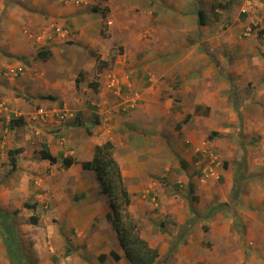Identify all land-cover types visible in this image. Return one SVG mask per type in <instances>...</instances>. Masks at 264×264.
<instances>
[{
  "label": "crops",
  "instance_id": "1",
  "mask_svg": "<svg viewBox=\"0 0 264 264\" xmlns=\"http://www.w3.org/2000/svg\"><path fill=\"white\" fill-rule=\"evenodd\" d=\"M80 1L83 2L79 4L76 1L75 3L62 2V0H0V72L4 70L5 66H23V64L27 66V59L34 57L35 49L40 43L35 38L34 40L28 37L25 34L26 32L24 33V29L26 30L28 27L31 29L32 26L40 29L41 26H45L44 24L52 23L51 21L56 19L59 22L58 24L71 31V41L87 47L88 50L98 49L99 53H102V55L98 52L95 53L96 62L98 57L108 60L109 55L105 51L110 50L115 43L123 48V52L116 59L113 69L111 71L107 70L109 71L107 78L106 73H104V77L99 80L101 84L97 83V89L102 88L99 95L96 97L95 91V97H93L94 93L92 95L95 101L99 98L103 100H100L98 104L107 103L102 107L105 121L110 119L114 121L109 124L103 121L101 124L100 120H95L97 123L93 121V125L85 126L87 132L81 127L83 122L75 127L63 122V124H60V133L65 135L62 136L63 139H58L62 147L54 145L57 150L50 148L51 152L57 158L61 155L64 157L70 155L75 162L69 167L61 164L63 169L61 173L58 172L57 179H55L56 177L53 179L48 177L46 180L50 181L49 185L44 184V179L43 188L32 185L30 177L32 169L35 168L34 158L41 160L40 165L45 167H55L54 164L58 163L56 161L52 164L43 159L41 151L40 156H36L35 153L33 154L32 151L27 150L29 148H19L16 169H13L10 160L7 164H3L2 160V162L0 161V175L6 170V174L1 175L0 179V210L2 212L6 214L10 207L15 206V209L18 208L20 215L31 216L33 212L28 210V204L25 203L27 194L34 197L33 207L37 208L38 216L40 215L39 212L42 211L41 207L46 204V206L51 207L46 210L47 215H52L53 218L55 217L60 223L66 224L69 228V230L63 229L62 232H59L58 228H54L49 224L47 219H44L42 223L43 214L38 220V225L27 222L22 226H14L9 217L8 220L15 228V235L23 252L24 263L29 264L27 263V260H29L33 264H101L100 261H103L102 255H105L106 259L104 261H111L110 254L112 251L119 254L120 259L118 261H123L126 255L120 245L115 228L112 229L111 234H109L110 229L107 227V234L98 232L93 234L92 237L87 235L90 234L93 221L101 223H106L108 220L112 221L113 210L108 195L103 192L102 186L97 180L95 171L84 168L83 163L93 160L97 145L111 140L115 146V158L121 166L124 182L130 193L132 188L138 189V183H142L141 187L143 188L145 177H148L151 170L157 174H167L170 180L179 179L181 181L186 175L183 170L178 176L172 173L169 175L167 172L170 167H166V164L174 156L172 148L177 149L185 156L188 155L183 144L184 138L192 140L196 146L202 145V142L196 136L208 127L211 128V126L216 125L214 130L219 133V139L212 142L215 149L220 155L229 157L230 155L238 156V152H243L242 158H244L245 163L241 167L238 163L233 166L231 162H227L224 163V167L221 166L220 169L216 170L213 168L208 176L203 177L202 183L205 185V193L214 200L208 202L206 212L203 214L204 222H209L207 226H204V230L215 239L224 236L229 237L232 235L231 230L236 221V225H239L241 230L244 229L247 240L252 244L249 248L251 255L248 260H245L247 257L245 250L239 249V252L237 251L241 254L239 260H234L230 256L229 259L220 257L218 261L227 262V264H264V107L258 105L261 96H263L262 102H264V84L261 92H252L254 88L249 87L248 83L241 82L247 75L248 78L254 76L252 70L247 68L245 71L240 72L232 69L222 74L214 69L213 76L216 82L212 87L211 94L206 93L205 99H202V97L197 99L194 96L195 105L192 109L189 105H186L184 99L174 102L172 97H167L162 100L160 98L162 90L150 85L142 88V98H140L137 108L132 109L127 114L116 116L113 114V110L118 107L112 99V95H114L112 88L116 90V87L121 89L122 86L129 89L138 87L136 81H134L138 77V0ZM197 2L198 0H168L166 6L164 8L160 7V10L156 12V42H154L156 48L152 52L154 58L157 56L155 63L159 77L162 76L166 68L164 63L157 65V62L161 59L159 50L162 51L161 55H165V47L174 42L170 40L173 31L176 30V33L180 35L179 42L183 45L188 43L187 37L190 32L192 33L194 30H196L195 33H198V30L201 33L206 32L208 28V25H206L207 20H205V23H200L199 11L203 9L195 8ZM252 2L257 5V9L264 6V0L262 2L261 0H252ZM24 14L28 19H24ZM28 14L31 15L28 16ZM105 19L112 22L111 25H107L106 31L103 27ZM163 19H167L165 26L167 41L161 37L158 30L163 27V23H159ZM231 31L234 32L235 30L232 29ZM55 39V41L49 42L48 46H44L49 52L55 51L56 48L58 49L59 46L66 43L65 38L56 37ZM158 45H164V48L159 49ZM168 50L171 52L168 53L169 58L176 61L177 55L173 54V49L168 48ZM218 59H221V61L224 59L222 54L217 56L216 60L218 61ZM60 64L62 68L66 67L64 62ZM125 68H130L128 73H126ZM56 70L64 74L62 73L64 71L59 70V68ZM111 76L117 78L116 87L110 86ZM225 76L230 80L225 78L227 82L223 86L218 82ZM78 78L75 76L71 80L63 75L59 77L57 75L49 76L42 71L26 73L20 77L0 73V102L7 104L10 112L21 111L25 115L32 112V106L22 97L17 96L18 93L26 90L33 93L38 90L47 93L46 91L50 86H55L57 87L55 95H58L56 101L59 98L65 101V104L75 105L78 110L85 109L89 113H87V118L84 119H88L91 114L89 103L94 105L95 101L90 96L85 97L82 91L75 90L74 92L72 90L75 80L77 84L81 82L80 80L77 81ZM50 79H58L59 81L53 85L49 84ZM236 81H240L241 84L235 85ZM64 83L72 85L66 87L68 85ZM58 84L60 85L58 86ZM183 92L186 95H183L182 98L187 96V90ZM230 94L234 95L233 99L235 101H231ZM258 94H260V98L257 97ZM200 95L201 93H199ZM68 97L70 100H68ZM229 102L232 105L230 108L235 110V114L229 111L227 107L230 104ZM201 105L206 107L205 110L196 114L194 109L196 110ZM227 109L228 113L226 112ZM184 113H190L192 116L190 121L180 128L184 136L182 138L180 132L176 131L178 122L173 123V120L174 118L180 119ZM251 113L253 117H250L249 114ZM7 115V111L0 110V126ZM23 117L26 118V116ZM241 121H244L243 125L245 126L249 124L248 130L239 126ZM138 141L145 143V146L140 148L141 152L150 158L152 157L151 161L148 162L147 160V167H138ZM227 141L230 144L229 148ZM208 142L210 141L208 140ZM68 147L72 148L69 149ZM129 151L131 153L127 154ZM144 154L141 153V155ZM5 157L3 156L2 159L5 160ZM155 157H157V161ZM237 159L239 158H236L235 161ZM37 170L41 172L39 164ZM216 171V177L221 179L219 182L218 178L215 177ZM38 176L42 178L41 175ZM128 181L131 182L130 185L127 184ZM235 182L241 186V193L238 200L232 202L231 193ZM46 187L50 190L49 192L53 190V192H58V195L51 198L42 191ZM57 189L58 191H56ZM218 203H228V205L207 216L210 208ZM188 212L186 211V213ZM184 216L179 218L181 223H183ZM194 222L195 220L186 226L182 232H179V235L182 234L183 236L182 238L178 236L175 239V248L181 242L186 241L187 234ZM73 230L77 234L71 235L70 233H74ZM84 231H87V236H84L86 241H82L80 245H74L79 241L80 235ZM228 237L226 238L228 239ZM29 240L33 241L31 246L27 244ZM194 244L190 247L195 252ZM0 264H12L4 242V232L1 225Z\"/></svg>",
  "mask_w": 264,
  "mask_h": 264
},
{
  "label": "rangeland",
  "instance_id": "2",
  "mask_svg": "<svg viewBox=\"0 0 264 264\" xmlns=\"http://www.w3.org/2000/svg\"><path fill=\"white\" fill-rule=\"evenodd\" d=\"M67 1H76L79 4L83 2L80 0H62V2ZM102 1L103 0H101V2ZM167 2L168 0H138V77L134 79L138 87L129 89L128 87L122 86L120 94H117L114 88L110 87L114 90H112L114 93V95H112V99L114 100L113 102L118 107L116 110H113L114 115H124L129 113L132 109L137 108L138 103L141 100L140 98H142V88H146L150 85H153L155 88L158 87L160 88L159 90H162L160 97L162 100H165L167 97H172L174 102L182 101V99H184L186 105H189L190 109H192L195 105L194 96H196L197 99H201V97L202 99H205L206 93L211 94L212 87L216 82V79L213 76L214 69H217L220 73L224 74L228 70L233 69L234 71L243 72L248 68L254 72V76L248 78L247 75L241 82H245V84L248 83L247 85H249V87L254 88L252 92L262 91L264 84V6L257 9V5H254L252 0H198L195 8L203 9L204 12H206L205 16L208 31L206 30V32L201 33L198 30V33H195L196 30H194L192 33L190 32L187 37L188 43L185 45L180 44V35L176 33V30L173 31L170 40L174 41L175 44L172 42V44L165 47V55H161L162 51L159 50L161 59L157 62V65L159 63H164L166 65L162 76L159 77L157 75L155 63L157 56L154 58V53L152 52V50L156 48V44H154V42H156L155 26H157L155 17L157 14L156 12L160 10V7L164 8ZM103 5H105V3H103ZM217 9H219V11H217ZM29 15L31 14H28V16ZM53 17H55V15H53ZM24 19H28L26 18V14H24ZM56 20L51 22H57L58 24L59 22ZM107 21H103L105 31L108 25ZM159 23H163V27L158 29L160 31V35L165 41H167V29L165 28L167 19L160 20ZM44 25L48 26L47 23ZM199 25L201 24L199 23ZM44 27L45 26H41L40 29L33 26L31 29L26 27L29 30L28 33H25L24 29V33L27 34L28 37L36 39L35 36H38ZM66 29L69 30L68 28ZM232 29L235 31H231ZM70 39L71 36L67 37L65 41L66 43L64 42L65 44L59 46L58 49L56 48L55 51H51L47 58L38 56V53L42 49L44 50V46H48L49 42L52 41L49 39H41V41L37 40L40 44L39 46L37 45L38 47L35 49L34 57L28 59L26 58L28 65L26 64L27 66H24L23 64V73L16 77L24 76L26 73L41 71L45 72L49 76L57 75L59 77L63 75L71 80H73L76 76L80 78L81 82L77 84L75 83V80L72 90L74 92L75 90L78 92L82 91L85 97L90 96L94 100L93 97H95V92L97 97L102 88L94 89L93 84L100 83L99 80L104 77V73H106L107 78V74L113 69L116 59L123 52V48L115 43L110 50L107 49L105 53H108L109 55V59L107 60L109 65L102 70H98V65L100 63H98V60L97 62L95 61V53H99V50H88L87 47L81 46ZM158 47L159 49L161 47L164 48V45H158ZM168 48L173 49V54L175 56L177 55L176 61H172V59L169 58L168 53L171 52ZM99 54L102 55V53ZM219 54H222L224 58L222 59L223 62L221 59H218V61L216 60ZM164 56L165 58H163ZM76 59L77 61H75ZM168 61L171 62L168 63ZM62 62L66 63V67L62 68L61 64L59 65V63ZM7 67L8 66H5L4 70H1L0 73L4 75ZM57 68L64 71L62 72L64 74L58 72L56 70ZM129 69L130 68H125L127 71L126 73L129 72ZM55 71H57V73H55ZM225 78L230 80L225 76L223 79H220L218 83L224 86L227 82ZM58 81V79H50L49 84L54 85L55 82ZM241 82L236 81L235 85L241 84ZM64 84L68 85L66 87H70L72 85L69 83ZM59 85L60 84H58V86ZM185 90H187V96L182 98L183 95H186L183 92ZM56 91L57 87L50 86L48 91H46L47 93H43L39 90L36 93H33L30 90L18 93L17 96L22 97L30 104V106H32V112L26 113L25 115H23L21 111L10 112L7 104L0 102V106H3V109L1 110L8 112L7 117L5 116L4 122L0 126V161L2 160L3 164H7L10 160L8 151L13 148H29L27 150L32 151L33 154L35 153L36 156H40V151L44 148L49 149L50 151V148L57 150V147L61 146L58 139H63L62 136H65L60 133V124L67 123V125L75 127L83 122L81 127L85 130V126L91 125L95 120H100L101 124L103 121L106 124L114 121L113 119L105 121L106 118L102 107L107 105V103L103 102L98 104L100 100L103 101L101 98L97 99L98 101L94 100V105L93 103H89V110L91 111V114L89 115L88 120L84 119L88 116L87 113H89L85 109L78 110L75 105H72L71 103L65 104V101L59 98H57L58 101H56V96L58 97V95H55ZM136 92L138 98L134 107L124 109V105L127 104L123 103L124 99H130L129 97L132 96L135 97ZM198 92L201 93L200 96ZM93 93L94 96L92 97ZM230 97H232L231 101H235V99H233V94H230ZM257 97L260 98V94H258ZM68 100H70L69 97ZM262 100L263 96H261L258 105L264 107V102H262ZM43 105L44 107L46 106L49 108L50 106H58L61 109L65 108L69 114H72V117L68 118L66 121H57L55 118L54 122L50 119L46 121H43L40 118L35 119L33 115L36 109ZM204 105H201L196 110L194 109L195 113L198 114L201 113L202 110H205L206 107ZM230 106H232L231 103L227 106L229 111H232L235 114V110L231 109ZM227 111L228 109L226 112ZM187 114L188 113H184L180 119L174 118L173 120V123L178 122L176 131L180 132V137L182 138L184 136L180 131V128L190 121V119L184 121ZM249 115L250 117H253L252 113ZM20 116H26L25 124L15 128H10L9 123L11 119L13 117L17 118ZM236 117L238 118L237 115ZM243 123L244 121H241L239 126L248 130L249 124L245 126ZM215 128L216 125L211 126V128L208 127L205 131H202L196 136V138L200 139L202 142V145L199 146L194 145L192 140L184 138L183 144L188 153L186 156L177 149L172 148L174 156H172V159H170L166 164V167H170V170L167 172L169 175L172 173L178 176L181 170H183L186 174L183 180H170L167 174H157L151 170L148 173V177H145L143 188L141 187L142 183H138V189L132 188L131 190L132 194H130L132 202L129 206V210L134 220L138 223L141 236L145 238L151 246L157 248L159 251L158 261L155 264H227V262H221L218 261V259L220 257L229 259L231 256L232 259L239 260V256L241 255L238 253L239 249L245 250V255L247 256L245 260H248L251 255L249 248L252 244H250V241L247 240L244 229L241 230L240 226L236 225V221L234 222L231 230L232 235L229 237L224 236L222 238L219 237V239H215L204 230V226H207L209 222H204L205 219L203 218V214L206 212L208 202L214 200L205 193V185L202 183L203 177L208 176L209 173L212 172L213 168L216 170L220 169L221 166L224 167V163L231 162L233 166L238 163L241 167L245 163L244 158H242L243 152H238V156L230 155V157L219 154V152L215 149V145L212 143L219 139V133L214 130ZM215 132H217L218 135H214ZM208 140L210 142H208ZM227 144L229 148V141H227ZM54 145H57V147H54ZM144 146V142L138 141V167H147V160L148 162L152 160V157L150 158L141 152L140 148ZM68 148L71 149L72 147ZM130 153L131 151L127 152V154ZM141 153L144 155H141ZM3 156H6L5 160L2 159ZM64 158L65 157L63 155L59 156V158H57L58 163L54 164L55 167L42 166L40 165L41 160L34 158L33 164L35 163V170L32 169L30 177L32 185L41 188L44 179V184L49 185L50 181L46 179L48 177L53 179L58 175V172L61 173L63 169L61 164H63ZM236 158L239 159L235 161ZM240 159L241 161H239ZM155 160L157 161V157H155ZM38 164L41 172L37 170ZM173 169L175 171H172ZM4 174H6V170L1 175L3 176ZM216 174L217 171L215 172V177ZM1 175L0 179L2 177ZM38 175H41L43 179ZM57 178L58 177L55 179ZM216 178H218V182L221 180L219 177ZM127 184L130 185L131 182L128 181ZM42 191L51 198L58 195V192H53V190L49 192L50 190L48 187H46V189H42ZM56 191H58V189ZM29 196L30 195L26 194L25 200L27 199L28 201L26 200L25 203L28 204V210L33 212L31 213V216L27 217L23 214L20 215L18 212L19 210H17L18 208L15 209V206L10 207V204V210L8 209L7 214L14 226H22L27 222L29 224L36 223V225H38V220L42 216L41 214H43L44 217L42 218V223L44 222V219H47L49 224L54 226V228H58L59 232H62L63 229L69 230L66 224L60 223L58 219L55 217L53 218L52 215H47L46 210L51 207L48 205L46 206V204L43 205L44 207H41L42 211L39 212L40 215L38 216L37 208L33 207L34 197ZM75 202L78 203L77 201ZM186 211L189 212L186 213ZM183 216L184 220L183 223H181L179 218H182ZM33 218H36L35 223ZM194 220L195 222L191 225L190 231L188 232V234L191 235L189 236L187 234L185 242H181L176 248H172L173 242L178 236H180L179 232H182V230L185 229L186 226L190 225ZM108 221L106 223L93 221L92 226L90 227V234L88 233L87 235L92 237L93 234L98 232H105V234H107L108 229H110L109 234H111L112 229L115 227L112 223L113 220ZM73 232L74 233L70 234L72 235L76 233L74 230ZM86 233L87 231H84L80 235L81 237L79 238V241L74 243V245H80L82 244V241L85 242L86 238L84 236H87ZM226 237H228V239ZM32 243L33 241L29 240L27 244L31 246ZM193 243H195V252L190 247ZM110 255L111 261H104L106 259L105 258L103 261H100L101 264H130V261L126 256L123 261H118L114 259L112 252ZM27 263L33 264V262L29 260H27Z\"/></svg>",
  "mask_w": 264,
  "mask_h": 264
},
{
  "label": "trees",
  "instance_id": "3",
  "mask_svg": "<svg viewBox=\"0 0 264 264\" xmlns=\"http://www.w3.org/2000/svg\"><path fill=\"white\" fill-rule=\"evenodd\" d=\"M205 13L203 10L199 11L200 23H205ZM48 49H42L39 51L38 56L47 58L49 54ZM98 70H102L107 67L108 61L101 60L98 57ZM80 78L77 79L79 81ZM94 89H97L98 84H93ZM192 114L188 113L184 118L187 121L191 118ZM94 123H97L96 121ZM25 124V118L23 116L13 117L9 123L10 128L22 126ZM218 135L217 132L214 135ZM115 146L111 140H107L104 143L95 147L94 158L92 161L84 162L83 167L86 169H93L96 173V177L102 185L103 192L106 193L110 199V204L113 210V225L117 231V236L121 247L123 248L126 257L130 261V264H155L158 261L159 251L157 248L152 247L149 242L143 238L139 231V226L136 220H134L129 206L132 199L131 194L124 182L121 166L114 155ZM10 163L13 169L17 168V155L20 152L19 148H13L9 151ZM41 156L43 159L50 163H55L58 159L52 154L49 149H42ZM75 162L71 156H66L63 161L65 167H69ZM241 193V186L235 182L232 190L231 201H237ZM228 203H218L210 208L207 216H210L214 211L220 210L226 207ZM8 214L0 210V225L4 232V242L7 246V252L12 264H25L23 261V255L21 248L19 247L17 237L15 235V228L10 222ZM34 223L36 218H33ZM207 229V228H205ZM182 234L180 237L182 238ZM176 246L174 242V247ZM112 256L115 260H119L120 256L115 251H112ZM105 259V255L101 256Z\"/></svg>",
  "mask_w": 264,
  "mask_h": 264
},
{
  "label": "built area",
  "instance_id": "4",
  "mask_svg": "<svg viewBox=\"0 0 264 264\" xmlns=\"http://www.w3.org/2000/svg\"><path fill=\"white\" fill-rule=\"evenodd\" d=\"M26 33H28V30H25ZM58 35L59 38H64L68 32L65 31L61 26H59L56 23H51L48 26L44 27L43 30H41L40 34L36 37V40L41 41V39H49L52 40L54 35ZM24 67L21 66H8L6 69L5 74L11 75V76H18L19 74L23 73ZM117 85V78L116 76H111L110 77V86L116 87ZM121 89L119 87H116L115 92L117 94H120ZM119 97V96H118ZM130 99H124L123 103H127L124 105V109H127L129 107H134L136 100L138 98L137 92L135 94V97H129ZM122 104V103H121ZM3 109V106H0V110ZM69 116H72V114H69L67 110H63L57 107H43L41 106L40 108H37L33 117L35 119L40 118L43 121H46L48 119L52 120L54 122L55 118L58 119H65Z\"/></svg>",
  "mask_w": 264,
  "mask_h": 264
},
{
  "label": "clouds",
  "instance_id": "5",
  "mask_svg": "<svg viewBox=\"0 0 264 264\" xmlns=\"http://www.w3.org/2000/svg\"><path fill=\"white\" fill-rule=\"evenodd\" d=\"M104 13H106V12H104ZM106 21L108 20V19H105ZM53 23V22H52ZM107 23H108V25H111L112 24V22L111 21H107ZM49 24H51V23H49ZM48 24V25H49ZM57 24V23H56ZM59 26H60V24H58ZM46 26V25H45ZM65 31H67L68 32V34L64 37L65 39L67 38V37H69L71 34H70V31L69 30H67L65 27H63V25L61 26ZM56 37H58V35H54V37H53V39L52 40H50V41H55L56 39ZM122 89V88H121ZM44 107V106H43ZM46 107V106H45ZM51 107H57V108H59L58 106H50V108ZM48 108V107H47ZM61 109V108H60ZM63 110H66L65 108H62ZM72 116H69V117H67V118H65V119H58V118H56L57 119V121H66L68 118H71ZM112 220H113V217H112ZM117 232V231H116Z\"/></svg>",
  "mask_w": 264,
  "mask_h": 264
}]
</instances>
